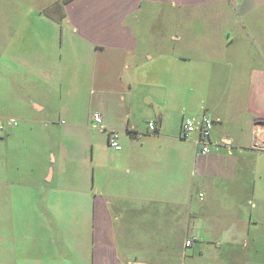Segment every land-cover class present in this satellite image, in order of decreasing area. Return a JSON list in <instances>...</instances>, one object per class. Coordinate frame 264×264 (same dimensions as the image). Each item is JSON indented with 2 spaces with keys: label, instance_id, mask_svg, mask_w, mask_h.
Returning <instances> with one entry per match:
<instances>
[{
  "label": "crops",
  "instance_id": "obj_1",
  "mask_svg": "<svg viewBox=\"0 0 264 264\" xmlns=\"http://www.w3.org/2000/svg\"><path fill=\"white\" fill-rule=\"evenodd\" d=\"M11 118L0 264H264V0H0Z\"/></svg>",
  "mask_w": 264,
  "mask_h": 264
},
{
  "label": "built area",
  "instance_id": "obj_2",
  "mask_svg": "<svg viewBox=\"0 0 264 264\" xmlns=\"http://www.w3.org/2000/svg\"><path fill=\"white\" fill-rule=\"evenodd\" d=\"M92 120L95 126L100 127L102 123V119L100 114L93 113ZM16 124V120L11 118L6 122H0V135L2 132L6 131V126H13ZM213 127V120L207 116L203 115L201 117L200 123L197 126L196 122L192 118H185L181 121L180 131L184 136H188L196 131H198V137L196 139L197 144L199 145V149L197 154L205 155L210 151L209 143H210V132ZM147 130L149 132H153L156 130V126L154 122L149 121L147 123ZM108 143L111 148L114 150H120L121 145L119 143V134L115 131H110L108 134ZM193 242V238H188L185 241V244L189 246Z\"/></svg>",
  "mask_w": 264,
  "mask_h": 264
},
{
  "label": "rangeland",
  "instance_id": "obj_3",
  "mask_svg": "<svg viewBox=\"0 0 264 264\" xmlns=\"http://www.w3.org/2000/svg\"><path fill=\"white\" fill-rule=\"evenodd\" d=\"M16 124H17V123H16ZM16 124H15V125H16ZM0 199H2V198L0 197ZM4 212H6V211H5V208H4V206L2 205V203H0V217L3 216ZM4 223H5V221L3 220V218L0 219V228H2V227L4 226ZM60 225H63V224H60ZM185 246H187V245L185 244Z\"/></svg>",
  "mask_w": 264,
  "mask_h": 264
},
{
  "label": "trees",
  "instance_id": "obj_4",
  "mask_svg": "<svg viewBox=\"0 0 264 264\" xmlns=\"http://www.w3.org/2000/svg\"><path fill=\"white\" fill-rule=\"evenodd\" d=\"M60 6V5H59Z\"/></svg>",
  "mask_w": 264,
  "mask_h": 264
}]
</instances>
